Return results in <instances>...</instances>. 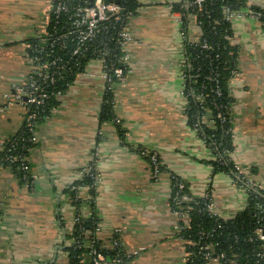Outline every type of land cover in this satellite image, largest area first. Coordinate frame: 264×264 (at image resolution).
<instances>
[{
	"label": "crops",
	"instance_id": "1",
	"mask_svg": "<svg viewBox=\"0 0 264 264\" xmlns=\"http://www.w3.org/2000/svg\"><path fill=\"white\" fill-rule=\"evenodd\" d=\"M52 1L0 0V151L27 112L25 104H9L4 95L23 83L29 70L26 49L46 32ZM182 1L138 2L130 23L129 72L115 89V116L127 131L123 142L114 125L100 124L101 81L78 77L36 124L27 160L33 186L25 188L0 166V264H68L74 208L65 190L92 162L98 177L94 205L82 190L80 215L96 216L95 237L103 245L118 229L128 257L105 264H184L179 221L169 205L172 175L186 181L195 197L211 180L223 218L241 207L245 195L227 174H212L205 162L211 152L184 116L185 40L172 10ZM250 1L264 10V0ZM231 31L228 41L237 49V75L230 81L231 156L248 183L264 188V33L246 17L235 19ZM200 36L189 21L187 41ZM137 146L158 154L165 168L158 179L135 152Z\"/></svg>",
	"mask_w": 264,
	"mask_h": 264
},
{
	"label": "trees",
	"instance_id": "2",
	"mask_svg": "<svg viewBox=\"0 0 264 264\" xmlns=\"http://www.w3.org/2000/svg\"><path fill=\"white\" fill-rule=\"evenodd\" d=\"M184 3H191V0H183L179 4L173 5L172 10L174 12L183 11L185 15L191 13L193 7H189L188 10L181 9ZM245 3V0H206L203 11L197 15V26L201 31L199 42L193 44L189 43L187 39L184 41L186 63L187 67H189H186V73L192 77L188 78L185 82L184 92H194L193 97L188 96L186 98L187 105L184 110V116L187 125L192 130L197 128V135L211 152L212 159L205 162L212 168V174L229 173L234 165L230 160V154L234 151V146L230 119L232 97L230 96L229 83L232 70L237 68V49L231 46L228 41L232 33L231 24L224 22L222 19L223 7L230 5L232 10H239ZM121 4L126 10L133 13V17L135 16L138 8L137 3L121 0ZM254 8L260 10L257 7ZM63 21L64 20H60L57 25L51 21L48 23L47 30L53 31V27H55L58 32L60 24L63 23ZM187 24L188 22L184 21L186 32ZM114 31L110 28L106 29L105 34L108 39L114 37L112 33ZM203 42L208 44V50H202L200 48ZM36 43V39H34L29 45L35 46ZM74 45V41H69L66 43V52L54 50V55H62L64 61H67V64L65 63L64 69L61 70V78L58 79L51 88L58 97L51 98L48 104L39 110L38 122L50 115L51 110L58 104L57 99L67 92L69 87L74 83L76 74L82 70V67L90 58L89 56H85L84 58L72 57L70 60L68 54L73 50ZM119 54L118 52V55ZM113 60L114 59L111 58L109 62H113ZM77 61H79V67H75ZM208 75L216 77L220 89V96L211 92L215 87V83L206 80ZM114 84L116 89L119 82L114 81ZM201 95L203 98L198 100V96ZM115 98V91H105L103 93L99 121L100 124L110 123L114 125L117 135L123 142L127 131L115 116V104H113ZM219 113L223 114L227 119L224 124H221L220 121L216 119ZM202 117L206 118L205 122L202 121ZM25 125L26 122L24 119L20 129L16 134L10 136L4 142V148L0 151V166L9 168L19 184L22 185L24 184L22 177L25 172L20 169L21 163H23L22 160H24V163L30 170V164L27 160L32 148L35 146L34 141H32V136ZM8 149H12L11 152H8ZM134 150L138 156H142L147 160L150 171L153 173L150 156L155 152L148 151L141 146L135 147ZM145 151L149 152L148 155L142 154ZM7 156H18L20 160L9 162L5 160ZM157 157L159 171L162 173L165 168L158 154ZM89 167L90 169L85 170L81 178L73 181L65 190L74 208V219L78 218L77 221L73 222L72 232L67 236V239L70 240V245L66 248L68 264H91V240L96 238L94 234L96 228H98L97 218L93 214L88 218H83L80 215V208L83 203V200L80 198L81 191L87 190L90 197L88 201L90 206L94 205L96 195L97 181L93 179V177L97 178L95 162H92L87 168ZM178 182L185 184V189L178 194L179 199L185 195L188 197L191 196V192L186 181L177 176H171L170 208L174 211L181 207H187L190 219L188 227L183 226L181 222L178 223L181 228L177 229V236L182 242L190 240L197 244L196 246L187 245L186 251L191 254H198V249L201 245L211 243L214 250L212 258L218 259L221 264H229L230 261H235L237 264H256L255 255L259 245L256 241L249 242V239L254 238L255 230L260 227V225L264 229V218L258 221L255 210V202H264V200L253 194L248 197V206L237 212L234 217L219 218L211 216L209 213L203 211L202 208L205 200L200 198H194V202L181 201L182 204L177 207L172 199L178 193L175 185ZM260 217H262V215H260ZM114 238L115 237H111L109 240L111 246H113L112 240ZM95 240V247L103 245L97 241V239ZM100 252L105 258V263L107 259L121 262H126L128 260L123 248L113 246L103 248ZM199 255L200 256H197L196 260L189 259L187 264H206L201 254ZM261 264H264V262Z\"/></svg>",
	"mask_w": 264,
	"mask_h": 264
},
{
	"label": "built area",
	"instance_id": "3",
	"mask_svg": "<svg viewBox=\"0 0 264 264\" xmlns=\"http://www.w3.org/2000/svg\"><path fill=\"white\" fill-rule=\"evenodd\" d=\"M131 1L134 3L139 2V0H123ZM245 5L239 10H232L230 5L223 7V21L232 24L237 18L246 17L247 19L254 21L258 24L262 32L264 33V10H257L254 7V2L250 0H245ZM206 0H191V3H184L181 9L188 10L189 7H193V11L187 15L183 11L175 12L174 22L180 32L182 39H186V29L184 27V21H194L197 25V15L201 13L205 7ZM133 18V13L125 9L121 4V0H54L50 13L48 15V23L51 21L55 25L59 23L60 20H64L60 24V29L57 32L55 27L53 31H48L43 33V35L36 37V45L30 46L31 49L29 55L26 57L28 63V72L24 77V81L18 87H14V93H7L4 95L6 101L10 103L20 102L26 105L27 112L25 116V127L32 136V141H35V128L39 118V110L44 108L51 98L58 97L51 88L55 82L61 78V70L64 69L67 61H64L62 55H54V50L58 52H63L66 49V43L74 41V48L68 54V58L71 60L72 57L84 58L89 56L88 62L82 67V70L76 74V79L78 77L82 78H97L102 83V95L105 91H115L116 82H121L122 79L129 72L128 62H129V49L134 41L133 34L131 32L130 23ZM106 24V25H105ZM112 29L114 32V37L108 39L106 36V29ZM200 40V38H199ZM199 40L195 43H198ZM194 44V43H193ZM200 48L202 50H208V44L206 42L201 43ZM66 52V51H65ZM118 52L120 53L118 55ZM32 54V55H30ZM114 59L113 62H109V59ZM66 63V64H65ZM187 65V64H186ZM75 67H79V61L75 63ZM187 67V66H186ZM189 68V67H187ZM186 70V69H185ZM237 68L233 69L231 72V80L236 77ZM188 78H192L187 73L182 75L184 85L182 87L181 95L184 97L185 103L187 105L186 98L192 96L194 92L185 93V82ZM75 79V80H76ZM207 81L214 82L215 87L211 92L217 96H220V89L218 86V81L215 76L208 75L206 77ZM230 80V81H231ZM230 88V83H229ZM231 96V93H230ZM26 98V102L23 99ZM203 97L198 96V100ZM115 104V101L113 102ZM185 110V109H184ZM38 111V112H37ZM205 117H202V121L205 122ZM216 119L220 121L221 124L226 122V117L219 113ZM197 134V128L193 130ZM4 148V143L2 144L1 150ZM12 149H8L11 152ZM148 151L142 154L148 155ZM233 153V152H232ZM231 153V154H232ZM230 154V160L233 162L232 156ZM158 157L156 153L150 156V162L153 167V178L158 179L160 176ZM9 162H14L20 160L18 156H7L6 159ZM21 170L25 172L23 174V181L25 188H31L32 177L30 175V170L28 166L22 160ZM233 168L227 174L231 178L232 186L234 188L240 189L245 195V200L241 207L235 212V214L248 206V197L251 195H257L264 200V188L261 186H254L246 181L244 172H242L241 167L233 162ZM86 168L85 170H89ZM84 170V171H85ZM83 171V172H84ZM82 172V174H83ZM82 177V176H81ZM98 181V177H93ZM211 180L210 183L204 188L201 196H183L179 199L178 194L185 189V184L178 182L176 185L178 193L172 199L173 203L179 207L182 202H194V198H200L205 200L203 211L209 213L211 216L222 217L216 208L215 202L212 199L211 191ZM255 210L257 215V220H262L264 218V202H255ZM174 215L177 217L178 221L183 224V226L188 227L189 225V215L188 208L181 207L178 210L173 211ZM235 214L232 216L234 217ZM262 215V217H260ZM223 218V217H222ZM231 218V217H230ZM78 218L74 219L73 222L77 221ZM179 225L177 229H180ZM99 228H96L95 234L98 232ZM94 234V235H95ZM204 235V233H203ZM94 237V236H93ZM111 237H115L112 241L114 247H123V242L121 239V233L118 229L113 230ZM96 239V238H95ZM94 238L91 240V264H105V258L100 252L103 248L113 247L109 245H101L98 247L94 246L96 242ZM256 241L259 245L256 251V264H261L264 262V229L260 225L255 230L254 238H250L249 242ZM187 245L196 246L197 244L186 240L182 242L181 249L184 254V264H187L189 259L196 260L197 256L203 257L206 264H214L217 262L221 264L218 259H213L214 254L213 245L211 243H205L199 247V252L188 253L186 251ZM229 264H237L235 261H230Z\"/></svg>",
	"mask_w": 264,
	"mask_h": 264
},
{
	"label": "water",
	"instance_id": "4",
	"mask_svg": "<svg viewBox=\"0 0 264 264\" xmlns=\"http://www.w3.org/2000/svg\"><path fill=\"white\" fill-rule=\"evenodd\" d=\"M106 1H107V0H106ZM252 2H253V1H252ZM30 51H31L30 48H27V49H26V53H27V55H29ZM23 101L26 102V98H24ZM109 261H110L109 259L106 260V262H109Z\"/></svg>",
	"mask_w": 264,
	"mask_h": 264
},
{
	"label": "flooded vegetation",
	"instance_id": "5",
	"mask_svg": "<svg viewBox=\"0 0 264 264\" xmlns=\"http://www.w3.org/2000/svg\"><path fill=\"white\" fill-rule=\"evenodd\" d=\"M52 4H53V1H52Z\"/></svg>",
	"mask_w": 264,
	"mask_h": 264
}]
</instances>
